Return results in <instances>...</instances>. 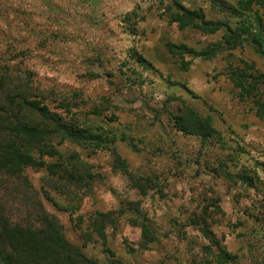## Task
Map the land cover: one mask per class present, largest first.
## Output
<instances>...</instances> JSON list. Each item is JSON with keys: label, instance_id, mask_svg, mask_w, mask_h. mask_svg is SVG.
Here are the masks:
<instances>
[{"label": "rangeland", "instance_id": "obj_1", "mask_svg": "<svg viewBox=\"0 0 264 264\" xmlns=\"http://www.w3.org/2000/svg\"><path fill=\"white\" fill-rule=\"evenodd\" d=\"M214 1L0 0L19 17L0 24L26 29L3 46L29 50L30 68L80 103L66 118L108 139L61 148L97 177L79 204L47 185L44 168L25 172L66 239L101 264H264V85L233 79L240 69L264 73V59L251 45L228 46L223 29L171 20L178 6L222 19ZM182 115L203 133L183 131ZM133 220L152 223L157 239L145 241Z\"/></svg>", "mask_w": 264, "mask_h": 264}, {"label": "trees", "instance_id": "obj_2", "mask_svg": "<svg viewBox=\"0 0 264 264\" xmlns=\"http://www.w3.org/2000/svg\"><path fill=\"white\" fill-rule=\"evenodd\" d=\"M214 3L222 19L206 20L203 11L178 6L171 20L185 27L212 32L223 29L229 32L225 35L228 46L251 45L264 59V16L259 11L264 9V0H215ZM17 18L14 11L7 13L0 7V20L7 22ZM18 25L20 28L12 34L8 26L0 24V264H101L66 239L61 225L43 208L25 172L28 167L44 168L47 185L79 204L84 196L93 193L97 177L79 152L64 154L61 148L65 143L79 144L86 137L101 147L108 139L105 133L88 132L78 120L66 118L80 103L62 98L59 88L51 83L54 78H41L36 69L30 68L29 50L16 51L3 46L11 37L19 40L17 32L20 34L26 29ZM22 38L20 36V42ZM172 46L180 51H194L185 44ZM221 49L223 43L213 45L204 55L212 57ZM238 71L233 78L236 85H248L249 90H260L264 85V73L258 68L252 72ZM93 111L94 114L99 112ZM181 117L182 124L185 116ZM179 126L192 133L198 132L202 124ZM205 128L209 129V125ZM202 131L203 127L200 133ZM237 181L256 186L254 177L248 173H238ZM146 189L142 186L143 191ZM111 214L102 213L100 217L112 220ZM133 223L142 229L145 241L150 243L157 239L152 223L145 220H133ZM226 262H229L228 257Z\"/></svg>", "mask_w": 264, "mask_h": 264}]
</instances>
